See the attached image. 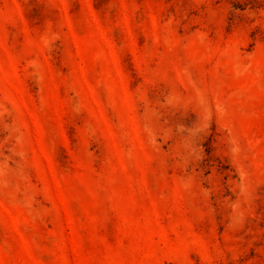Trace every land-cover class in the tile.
<instances>
[{"label":"rangeland","instance_id":"1","mask_svg":"<svg viewBox=\"0 0 264 264\" xmlns=\"http://www.w3.org/2000/svg\"><path fill=\"white\" fill-rule=\"evenodd\" d=\"M0 264H264V0H0Z\"/></svg>","mask_w":264,"mask_h":264}]
</instances>
